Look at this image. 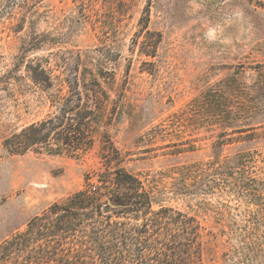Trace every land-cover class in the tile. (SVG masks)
I'll return each mask as SVG.
<instances>
[{"label":"rangeland","instance_id":"obj_1","mask_svg":"<svg viewBox=\"0 0 264 264\" xmlns=\"http://www.w3.org/2000/svg\"><path fill=\"white\" fill-rule=\"evenodd\" d=\"M73 105L93 112L78 156L4 148ZM118 168L195 217L204 264H264V0H0V246Z\"/></svg>","mask_w":264,"mask_h":264},{"label":"trees","instance_id":"obj_2","mask_svg":"<svg viewBox=\"0 0 264 264\" xmlns=\"http://www.w3.org/2000/svg\"><path fill=\"white\" fill-rule=\"evenodd\" d=\"M27 71L40 90L55 86L50 70L41 64L29 63ZM77 106L60 108L22 127L4 139V148L23 154L52 139V153L78 156L91 144L85 127L93 112L74 111ZM113 180L117 186L112 191L79 190L34 215L24 231L4 240L0 264H204L200 224L194 216L166 206L153 209L152 196L122 169ZM28 242L35 244L34 250L23 254Z\"/></svg>","mask_w":264,"mask_h":264},{"label":"water","instance_id":"obj_3","mask_svg":"<svg viewBox=\"0 0 264 264\" xmlns=\"http://www.w3.org/2000/svg\"><path fill=\"white\" fill-rule=\"evenodd\" d=\"M104 211L107 212V211H108V207H106V208L104 209Z\"/></svg>","mask_w":264,"mask_h":264}]
</instances>
